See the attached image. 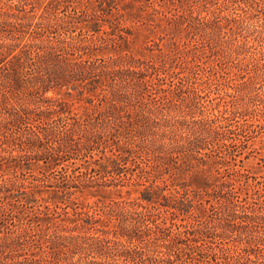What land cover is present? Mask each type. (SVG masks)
Listing matches in <instances>:
<instances>
[{"label": "trees", "instance_id": "1", "mask_svg": "<svg viewBox=\"0 0 264 264\" xmlns=\"http://www.w3.org/2000/svg\"><path fill=\"white\" fill-rule=\"evenodd\" d=\"M262 128L264 0H0V264H264Z\"/></svg>", "mask_w": 264, "mask_h": 264}, {"label": "rangeland", "instance_id": "2", "mask_svg": "<svg viewBox=\"0 0 264 264\" xmlns=\"http://www.w3.org/2000/svg\"><path fill=\"white\" fill-rule=\"evenodd\" d=\"M79 104L80 102L77 103V105ZM258 135L260 136L255 138L254 146L257 151H260V154H258L257 158L250 159L249 163L257 168L256 171L258 176L261 177V180H264V128L259 129ZM259 155H261L260 158ZM133 196H136V193H133Z\"/></svg>", "mask_w": 264, "mask_h": 264}]
</instances>
